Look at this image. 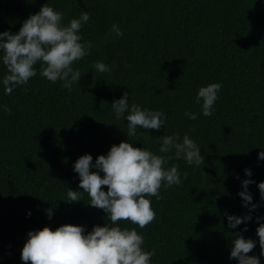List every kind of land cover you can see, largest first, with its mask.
I'll return each mask as SVG.
<instances>
[{
  "label": "trees",
  "instance_id": "1",
  "mask_svg": "<svg viewBox=\"0 0 264 264\" xmlns=\"http://www.w3.org/2000/svg\"><path fill=\"white\" fill-rule=\"evenodd\" d=\"M0 264H264V0H0Z\"/></svg>",
  "mask_w": 264,
  "mask_h": 264
}]
</instances>
